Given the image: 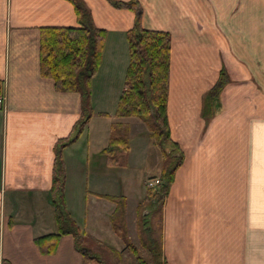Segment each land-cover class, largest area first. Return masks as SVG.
Returning a JSON list of instances; mask_svg holds the SVG:
<instances>
[{"label":"crops","instance_id":"0c3cea01","mask_svg":"<svg viewBox=\"0 0 264 264\" xmlns=\"http://www.w3.org/2000/svg\"><path fill=\"white\" fill-rule=\"evenodd\" d=\"M82 1L94 27L107 32L92 85L109 91L103 98L116 107L128 65L126 32L136 17L107 0ZM136 1L140 25L171 36L167 114L184 154L163 208V256L167 264H264V0ZM76 19L67 0H0V264H82L71 236L52 255L35 243L57 232L49 195L54 149L80 116L79 95L57 92L40 75V29L76 27ZM221 67L230 82L206 120L204 98ZM102 104L95 100L84 132L61 155L66 209L98 241L115 239L114 204L93 194L123 195L127 223L128 184L136 188L131 201L142 196L133 176L125 181L131 153L139 148L145 159L150 152L146 127ZM116 122L130 127L126 168L100 156Z\"/></svg>","mask_w":264,"mask_h":264},{"label":"trees","instance_id":"16d2710c","mask_svg":"<svg viewBox=\"0 0 264 264\" xmlns=\"http://www.w3.org/2000/svg\"><path fill=\"white\" fill-rule=\"evenodd\" d=\"M67 1L74 8L77 26L40 29L39 72L42 78L52 80L57 92L79 95L80 116L71 134L59 139L54 149L49 195L57 232L37 238L35 243L43 254L52 255L60 239L71 236L75 251L82 257V264H123L120 252L82 233L66 209L65 168L61 155L64 148L80 138L94 114L92 82L102 62L107 33L94 27L90 10L82 0ZM107 1L114 9L132 12L136 17L134 25L126 32L128 65L115 116L141 121L147 129L149 140L161 156L159 174L151 178L157 184L153 188L147 187L135 207L136 238L144 256L128 236L126 198L123 195H93L114 204L109 216L110 228L134 257L133 264H167L163 256L162 214L175 174L184 162L182 150L171 137L167 114L171 36L169 32L146 29L140 25L141 8L138 1ZM229 82L226 69L221 67L217 82L204 99V108L208 105L216 110L207 114L206 120L219 109L221 90ZM2 91L3 82L0 80V96ZM129 132L127 123L116 122L111 125L108 144L100 152L107 166L126 168L130 151Z\"/></svg>","mask_w":264,"mask_h":264},{"label":"rangeland","instance_id":"374dc122","mask_svg":"<svg viewBox=\"0 0 264 264\" xmlns=\"http://www.w3.org/2000/svg\"><path fill=\"white\" fill-rule=\"evenodd\" d=\"M204 1H206L210 5V2L208 0H200V2L197 3V5H203V2ZM186 5L188 7H190V4L188 2H186ZM237 7L238 6L236 4L235 5V9H237ZM187 10L189 12H191L190 11V8H187ZM219 72H220V70H219ZM218 75H219V73H218ZM217 80H218V78H217ZM91 91H92V93H91V103H92V106L94 105L95 100H97V99H100L103 102V104H102L103 108H109V107H112L113 106V99L114 98H110L109 100L103 98L107 94H110L109 91H107L105 89H102V90L101 89H98V86H95V85H92V90ZM208 92H207V94H208ZM111 93H112V91H111ZM116 107H117V105H116ZM116 107L115 106L112 107L111 108V111H113L114 108L116 110ZM214 111H216V110H214L213 107H209L208 105H207V107L204 108V103H203V118L204 119L206 118V116H207L208 113L214 112ZM148 148L150 150L149 156L148 157L146 156L145 159L143 158V153L141 152V150L139 148H134V150L131 153V155L133 157V160L135 161V164L133 163V169L126 170V171H131V172L130 173H127V175L125 177V181L126 180L129 181V179H131L132 176L134 177L133 182L135 184H137V182H138V184L140 185V188H139V191L140 192H139V194L142 193V196H143L145 190L147 189V187H149L150 184H154L155 183V182L150 183V181H152L151 178L158 176L159 171H160V165H161V156L159 154L158 149L153 145V143H152L151 140H150V143L148 144ZM156 184H157V181H156L155 185ZM128 187H129V190L130 191H132V189H134V191H136V188L131 187L129 184H128ZM153 187H149V188H153ZM126 189H127V187H126ZM130 191L129 192H126L127 197L130 199L129 206L130 207L132 206L131 211L129 210V213L130 214L128 213V217L129 218H127L128 219V221H127L128 236L131 239L132 244L139 250L140 254L142 256H144L145 253H144L143 249L139 246L138 240L136 238L135 227H134V223H135L134 206H135V203L137 201H140L142 199V196L139 199L136 198V196H135L134 200L131 201L133 199L132 196H134V194L132 195V192H130ZM100 242L102 244L107 245V246L111 247L112 249H115L116 251L120 252V254L122 255V258H123V264H133L134 257L123 246L121 240L118 239L116 236H115V239L114 238L108 239V238H105L104 237L103 240L100 241Z\"/></svg>","mask_w":264,"mask_h":264},{"label":"built area","instance_id":"2783aa9c","mask_svg":"<svg viewBox=\"0 0 264 264\" xmlns=\"http://www.w3.org/2000/svg\"><path fill=\"white\" fill-rule=\"evenodd\" d=\"M3 101H4L3 97L0 96V105L3 104ZM152 182H155L156 183V181H150V183H152ZM155 183L154 184H150L149 187H153L155 185Z\"/></svg>","mask_w":264,"mask_h":264}]
</instances>
